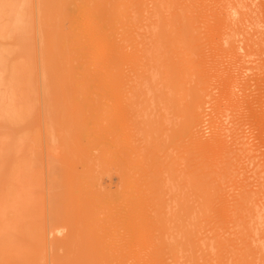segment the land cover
I'll return each instance as SVG.
<instances>
[{"label": "rangeland", "instance_id": "rangeland-1", "mask_svg": "<svg viewBox=\"0 0 264 264\" xmlns=\"http://www.w3.org/2000/svg\"><path fill=\"white\" fill-rule=\"evenodd\" d=\"M89 1L0 0V209L27 218L0 253L264 264V0ZM89 10L106 18L94 50L71 31ZM88 72L123 87L96 89Z\"/></svg>", "mask_w": 264, "mask_h": 264}, {"label": "bare ground", "instance_id": "bare-ground-1", "mask_svg": "<svg viewBox=\"0 0 264 264\" xmlns=\"http://www.w3.org/2000/svg\"><path fill=\"white\" fill-rule=\"evenodd\" d=\"M89 1V0H88ZM92 1V0H91ZM91 1H89V2H91ZM94 1V0H93ZM92 1V2H93ZM78 2V1H77ZM95 2V1H94ZM98 2V1H97ZM97 2H95V3H97ZM118 2H120V1H118ZM118 2H116V3H118ZM125 2V1H124ZM59 3H61V2H59ZM65 3H66V1H65ZM94 3V4H95ZM101 3V2H100ZM100 3H98V4H100ZM107 3V2H106ZM111 3V2H110ZM121 3H122V1H121ZM88 4V3H87ZM119 4V3H118ZM64 5H66V4H64ZM81 5V4H80ZM91 5V4H90ZM89 5V6H90ZM92 6V5H91ZM102 7H103V5H101ZM116 5L114 4V7H115ZM119 6V5H118ZM64 7V6H63ZM93 7H94V5H93ZM110 8H111V6H109ZM108 7V8H109ZM65 8H66V6H65ZM106 9H108L107 7H105ZM109 8V9H110ZM119 8H121L120 9V11L122 10V7H119ZM119 8L117 9V8H115V9H117V10H119ZM62 9H64V8H62ZM86 9H87V7H86ZM98 9V8H97ZM100 9V8H99ZM101 9H103L104 10V8H101ZM112 9V8H111ZM110 9V10H111ZM115 9H113V10H115ZM83 10V9H82ZM82 10H81V13H83L82 12ZM63 11V10H62ZM63 12H65V11H63ZM86 12V11H85ZM103 12V11H102ZM101 12V13H102ZM104 12H107V11H104ZM113 12V11H112ZM78 13V12H77ZM100 13V12H99ZM98 12H97V10L96 11H94V10H89L88 12H86V15H88L89 14V18L87 17L86 19H84V20H86L83 24H84V27L83 26H80V25H78V26H76V27H74V26H72L73 28H72V32L73 33H75L77 36H79V35H81L82 33L84 34V33H86V34H89L90 35V44L93 46L92 48H93V50L94 49H96V45H97V43H98V40L100 39V34H102L103 32H104V24H103V20L105 19L106 20V18H105V15L104 14H99ZM109 13V12H108ZM115 13V12H114ZM120 13V12H119ZM75 14V13H74ZM107 14V13H106ZM112 13H110L109 15H111ZM116 15H119V14H116ZM115 15V16H116ZM79 17V16H78ZM83 17V16H82ZM106 17H107V15H106ZM116 17H118V16H116ZM79 18H81V17H79ZM84 18V17H83ZM108 18H110L109 16L107 17V20H108ZM68 19H70L69 17L67 18V20ZM80 20V19H79ZM82 21V20H81ZM80 21V22H81ZM61 22H63V21H61ZM60 22V24H64V22L63 23H61ZM70 22V21H69ZM107 22V21H106ZM79 22H77V24H78ZM82 23V22H81ZM81 23H79V24H81ZM130 23V22H129ZM60 24H59V26H60ZM68 24V23H67ZM76 24V25H77ZM82 24V25H83ZM104 25V26H103ZM106 25H108V24H106ZM129 25V24H128ZM64 26V25H63ZM62 26V27H63ZM67 26V25H66ZM111 26V25H110ZM81 27H83V28H81ZM127 27V26H126ZM107 29V28H106ZM106 29H105V31H106ZM125 29V28H124ZM66 30V29H65ZM108 30H112V29H109L108 28ZM128 30V29H127ZM130 30V29H129ZM117 31H118V29H117ZM117 31H115V30H113V32H117ZM120 31H122V33H123V30H121L120 29ZM68 32V31H67ZM121 32H120V34H122ZM125 33V32H124ZM123 33V34H124ZM69 34V33H68ZM67 34V35H68ZM110 34H112V33H110ZM126 35V34H125ZM71 36H75V35H71ZM81 36H83V35H81ZM86 36V35H85ZM120 36H122V35H120ZM84 37V36H83ZM75 38V37H74ZM102 38V40H103V37H101ZM128 38V37H127ZM72 39H73V37H72ZM86 39H87V37H86ZM109 39V38H108ZM114 39V38H113ZM129 39V38H128ZM127 39V40H128ZM81 40V39H80ZM83 40H85V37H84V39ZM82 40V41H83ZM88 40V39H87ZM101 41V40H100ZM125 41V43H126V40H124ZM128 42H129V40H128ZM127 42V43H128ZM131 42V41H130ZM23 43V42H22ZM27 43V42H26ZM29 43V42H28ZM88 43V42H87ZM104 43V42H103ZM113 43V42H112ZM101 44V43H100ZM105 45H103V46H106V44H110L111 45V43H109V42H107V43H104ZM116 44V43H115ZM124 44V43H123ZM89 45V44H88ZM113 45V44H112ZM118 45H119V43H118ZM127 45V44H126ZM126 45H124V46H126ZM90 46V45H89ZM115 46V45H114ZM100 47V46H99ZM106 47H108V46H106ZM112 47V46H111ZM116 47V46H115ZM52 49V48H51ZM98 49H101V48H98ZM103 49H104V47H103ZM106 49V48H105ZM111 49V48H110ZM110 49H108V50H110ZM118 49V48H117ZM74 51V50H73ZM72 51V52H73ZM97 51V50H96ZM104 51V50H103ZM113 51V50H112ZM119 50H117V52H118ZM122 51V50H121ZM93 52H95V51H93ZM98 52H102V50L100 51V50H98ZM107 52V51H106ZM124 52V51H123ZM71 53V52H70ZM74 53V52H73ZM90 53H91V51H90ZM133 53V52H132ZM138 53H140V52H138ZM50 54V53H49ZM104 55H106L105 53H103ZM110 54V53H109ZM134 54V53H133ZM141 54V53H140ZM47 55V54H46ZM45 55V56H46ZM51 55V54H50ZM64 55V54H63ZM73 55H75V54H73ZM132 55V54H131ZM142 55V54H141ZM94 56V55H93ZM109 56V55H108ZM130 56V55H129ZM134 56V55H133ZM47 57V60H49V59H51L52 60V58H53V56H51L49 59H48V57H49V55H47L46 56ZM65 57V56H64ZM63 57V58H64ZM66 57H67V55H66ZM70 57V56H69ZM102 57H104V56H102ZM101 57V58H102ZM118 57H119V55H118ZM139 57V56H138ZM62 58V60L64 61V59ZM112 59L114 58V57H111ZM110 58V59H111ZM133 58V57H132ZM92 59H94V58H92ZM117 59V58H116ZM136 59V58H135ZM60 59H58V61H59ZM71 60V59H70ZM72 60H74V59H72ZM71 60V61H72ZM119 60V59H118ZM122 60H123V56H122ZM122 60H119V62L120 61H122ZM131 60V59H130ZM66 61H67V59H66ZM91 61H94V60H91ZM98 61V60H97ZM97 61H95V62H97ZM111 61V60H110ZM60 62H62V61H60ZM116 62V61H115ZM124 62V61H123ZM50 63H51V61H50ZM49 63V64H50ZM54 63H58L59 64V62H57V59H56V61H54ZM126 63V62H125ZM125 63H122V65L123 66H126V64ZM58 64L57 65H55L56 67L55 68H62L61 70H62V72H63V70H65L64 72H65V74L67 73V70L64 68L63 69V67H64V65L63 66H61V67H57L58 66ZM64 64V63H63ZM70 64V63H69ZM103 64H105V63H103ZM107 64V63H106ZM125 64V65H124ZM54 65V64H53ZM61 65V64H60ZM59 65V66H60ZM67 65V64H66ZM65 65V66H66ZM118 65V64H117ZM119 65H120V63H119ZM68 66V65H67ZM66 66V67H67ZM106 66V65H105ZM113 66V65H112ZM51 67V65L49 66V68ZM110 67V66H109ZM114 67V66H113ZM106 68V67H105ZM108 68V67H107ZM51 69V68H50ZM70 69V68H69ZM72 69V68H71ZM110 69V68H109ZM112 69V68H111ZM116 69V68H115ZM105 70L106 69H104V71L103 70H100V71H103V73L105 72ZM56 71H59L60 72V70L58 69H56ZM68 71H70V70H68ZM76 71V70H75ZM99 71V72H100ZM111 71V70H110ZM113 71V70H112ZM111 71V72H112ZM114 71H117V70H114ZM123 71V70H122ZM58 72V73H59ZM63 72V73H64ZM118 72V71H117ZM61 73V72H60ZM106 73V72H105ZM116 73V72H115ZM118 73H122V72H118ZM131 73V72H130ZM60 75H64V74H60ZM77 75V74H76ZM72 75L71 74H69V75H66L65 77L66 78H69V77H71ZM89 79H92L94 82H95V88L96 89H107V91H108V89L109 90H118V89H122V87L123 86H121V84L119 83V78L120 77H122L121 75H116V74H113V73H107V74H92V73H87V75H86ZM63 78V79H65L63 82L64 83H68L67 81H68V79H66V78ZM102 78V80H100ZM140 78V77H139ZM146 79V78H145ZM142 79L140 78V80L137 82V84H135L134 85V88H137V87H139V86H143V84L145 83V81L143 80V82L141 81ZM147 81V80H146ZM154 87V86H153ZM174 87H177V85L175 86V84H174ZM120 89V90H121ZM151 89V88H150ZM119 90V91H120ZM114 92V91H113ZM102 93V92H101ZM112 93V92H111ZM108 94V93H107ZM109 95V94H108ZM108 97V96H107ZM97 103V102H96ZM100 103V102H99ZM108 103V102H107ZM111 103V102H110ZM166 103V102H165ZM88 104V103H87ZM117 104V103H116ZM86 105V104H85ZM85 109H87V108H85ZM122 112H124V111H122ZM127 113V112H126ZM167 113V112H166ZM169 113V112H168ZM122 114V113H121ZM108 115V114H107ZM125 115V114H124ZM123 115V116H124ZM117 117V116H116ZM119 117V116H118ZM126 117H128V116H126ZM117 119V118H116ZM127 119V118H126ZM193 121H194V119H193ZM112 122V121H111ZM133 123V122H132ZM151 123H152V121H151ZM164 123V122H163ZM187 123V122H186ZM88 124V123H87ZM120 124V123H119ZM85 125V124H84ZM95 126V125H94ZM157 126V125H156ZM87 127H88V125H87ZM87 127H86V129H87ZM116 128V127H115ZM161 128V127H160ZM164 129V128H163ZM195 129V128H194ZM193 129V130H194ZM157 131V130H156ZM123 132V131H122ZM131 132V131H130ZM105 134V133H104ZM179 134H181V133H179ZM91 135V134H90ZM64 136V135H63ZM128 136V135H127ZM161 136V135H160ZM182 137V136H181ZM105 139V138H104ZM116 139V138H115ZM129 140V139H128ZM127 140V141H128ZM132 142V141H131ZM117 143V142H116ZM81 147H82V144H81ZM87 147V146H86ZM134 147V146H133ZM131 148V147H130ZM80 149H82V152L83 153H85L83 156H85V155H87L88 154V152H84V151H86L85 149V147L83 148H80ZM84 150V151H83ZM145 152V151H144ZM133 153H134V151H133ZM141 154V153H140ZM81 156V155H80ZM149 157V156H148ZM85 159V158H84ZM123 159V158H122ZM146 159V158H145ZM148 159V158H147ZM146 159V160H147ZM85 160H87V158L85 159ZM81 161H84V160H81ZM84 162H87V161H84ZM199 162V161H198ZM147 164H149V162L147 163ZM194 164V163H193ZM93 165V164H92ZM123 165V164H122ZM144 165V164H143ZM91 166V165H90ZM100 166V165H99ZM96 167V166H95ZM142 167V166H141ZM261 167V166H260ZM94 169H96V168H94ZM101 169V168H100ZM152 169V168H151ZM113 170V169H112ZM123 170V169H122ZM143 170V169H142ZM146 170V169H145ZM111 172V171H110ZM104 173V172H103ZM91 174V173H90ZM109 174V173H108ZM146 174V173H145ZM177 174V173H176ZM138 175V174H137ZM153 175V174H152ZM168 175V174H167ZM85 176H88V175H85ZM84 176V177H85ZM175 176V175H174ZM141 177H142V175H141ZM167 177V176H166ZM81 178H83V176H81ZM89 179V177H86V179ZM90 178L91 179H89L90 181L92 180L93 181V178L94 177H91L90 176ZM134 178V177H133ZM140 178V177H139ZM87 179V180H88ZM145 179V178H144ZM148 179V178H147ZM222 179V178H221ZM89 180L87 181V182H89ZM97 180L98 179H96V181H93V182H96V184H97ZM140 180V179H139ZM148 181H149V179H148ZM147 181V182H148ZM201 181V180H200ZM98 182H99V180H98ZM133 182H135V181H133ZM141 183H140V185L142 184V181H140ZM146 182V183H147ZM149 182H151V181H149ZM213 182V181H212ZM82 184H83V182H81ZM81 183H80V186H83V185H81ZM86 183V182H85ZM91 182H89V183H87V184H90ZM152 183H155V182H152ZM200 183H202V182H200ZM211 183V182H210ZM92 184V183H91ZM95 184V183H94ZM139 184V183H138ZM144 184V183H143ZM161 184V183H160ZM203 184V183H202ZM152 185V184H151ZM100 186V185H99ZM134 186V185H133ZM137 186V185H136ZM144 186V185H143ZM209 186V185H208ZM211 186V185H210ZM88 187V186H87ZM87 187H85V188H87ZM98 187V186H97ZM148 187V186H147ZM152 187V186H151ZM88 188H92V187H88ZM143 188V187H142ZM98 189V188H97ZM134 189V188H133ZM205 189V188H204ZM203 189V190H204ZM214 189V188H213ZM95 190V189H94ZM93 190V191H94ZM119 190V189H118ZM161 190V189H160ZM160 190H158L159 192H160ZM108 191V190H107ZM87 192V191H86ZM99 192V191H98ZM101 193V192H100ZM108 193H110V192H108ZM148 193V192H147ZM79 194H80V192H79ZM102 194V193H101ZM146 194V193H145ZM151 194V193H150ZM148 195V194H147ZM161 195V194H160ZM160 195H159V197H160ZM79 196V195H78ZM85 196V195H84ZM150 196V195H149ZM80 197V196H79ZM163 197V196H162ZM244 197H245V195H244ZM142 198V197H141ZM145 198V197H144ZM167 198V197H166ZM85 199V198H84ZM110 199V198H109ZM143 199V198H142ZM161 199V198H160ZM159 199V200H160ZM86 200H88V199H86ZM104 200V199H103ZM141 200V199H140ZM156 199H154V201H155ZM85 201V200H84ZM146 201V199H144V201L143 202H145ZM150 201V200H149ZM148 200H147V203L149 202ZM158 201V200H157ZM30 202V201H29ZM95 202H96V200H95ZM102 203V202H101ZM146 203V204H147ZM159 203H161V202H159ZM82 204V203H81ZM98 204V203H97ZM149 204V203H148ZM84 205V204H83ZM140 205V204H139ZM143 205V204H142ZM92 206V205H91ZM136 206V205H135ZM138 206V205H137ZM162 206V205H161ZM139 207V206H138ZM144 207V206H143ZM135 208V207H134ZM82 209V208H81ZM143 209V208H142ZM145 209V208H144ZM91 210V209H90ZM120 210V209H119ZM146 210V209H145ZM200 210H202V208H200ZM258 210V209H257ZM257 210H256V213H257ZM132 211V210H131ZM82 212H85V210L84 211H82ZM89 212V211H88ZM262 212V211H261ZM261 212H259L260 213V217H261ZM86 213H87V211H86ZM135 213V212H134ZM148 213H149V211H148ZM153 213V212H152ZM252 213V212H251ZM259 213H257L256 215H258ZM12 214V215H11ZM9 213L8 211H6L5 209H0V233H5V234H7V237L8 238H10V237H14V236H18L19 235V233H21L22 234V232H20L19 231V220H21L22 222H23V219H27V218H22L21 219V216L19 215L18 216V214H17V210H16V208H13V211H12V213ZM141 214H143V213H141ZM89 215V214H88ZM144 215V214H143ZM156 215V214H155ZM154 215V216H155ZM161 215V214H160ZM264 215V214H263ZM31 216V215H30ZM133 216H134V214H133ZM148 216H149V214H148ZM171 216V215H170ZM254 216V215H253ZM87 217H89V216H87ZM93 217V216H92ZM91 217V218H92ZM101 217V216H100ZM135 217H137V216H135ZM134 217V218H135ZM140 217H142V216H139V218ZM156 217V216H155ZM176 217V216H175ZM85 218L86 217H82V219L83 220H85ZM131 218V217H130ZM144 218V217H143ZM147 218V217H146ZM158 218V217H157ZM254 218V217H253ZM256 218V217H255ZM264 218V217H263ZM87 219V218H86ZM115 219V218H114ZM132 219V218H131ZM136 219V218H135ZM151 219V218H150ZM150 219H149V221H150ZM168 219V218H167ZM260 219H262V218H260ZM129 220V219H128ZM141 220V219H140ZM156 220V219H155ZM160 220V219H159ZM110 221V220H109ZM147 221V220H146ZM135 222V221H134ZM144 222H145V220H144ZM165 222V221H164ZM168 222V221H167ZM27 223V222H26ZM117 224V223H116ZM170 224V223H169ZM20 225H21V222H20ZM130 225V224H129ZM163 225V224H162ZM96 226V225H95ZM166 226V225H165ZM97 227V226H96ZM125 227V226H124ZM131 227V226H130ZM136 227V226H135ZM138 227V226H137ZM168 227V226H167ZM92 228V227H91ZM147 228V227H146ZM93 229V228H92ZM120 229V228H119ZM132 229V228H131ZM87 230H89V229H87ZM134 230V229H133ZM132 230V231H133ZM136 230V229H135ZM160 230V229H159ZM22 231V230H21ZM120 231H122V230H120ZM141 231V230H140ZM19 232V233H18ZM123 232V231H122ZM159 232V231H158ZM157 232V233H158ZM131 233V232H130ZM129 233V234H130ZM255 235V234H254ZM27 236V235H26ZM30 236V235H29ZM128 236V235H127ZM135 236V235H134ZM251 236V235H250ZM159 237V236H158ZM157 237V238H158ZM166 237V236H165ZM97 237H95V238H92V239H96ZM121 238H123V237H121ZM130 238V237H129ZM167 238V237H166ZM247 238V237H246ZM99 239H101V238H99ZM104 239V238H103ZM98 240V239H97ZM97 240H95L96 242H98ZM121 240V239H120ZM125 240V239H124ZM127 240V239H126ZM106 241V240H105ZM104 241V242H105ZM129 241V240H128ZM165 241V240H164ZM95 242V243H96ZM102 242V241H101ZM100 242V243H101ZM108 242V241H107ZM99 243V244H100ZM110 243V242H109ZM133 243V242H132ZM136 243V242H135ZM168 243V242H167ZM105 244V243H104ZM112 244V243H111ZM117 244H121V243H117ZM150 244V243H149ZM158 244V243H157ZM163 244V243H162ZM102 245V244H101ZM127 245V244H126ZM144 245V244H143ZM95 246V245H94ZM113 246V245H112ZM161 246V245H160ZM166 246V245H165ZM111 247V246H110ZM131 247V246H130ZM138 247V246H137ZM141 247H142V245H141ZM113 248V247H112ZM174 248V247H173ZM110 249V248H109ZM121 249H123V248H121ZM129 249V248H128ZM150 249V248H149ZM157 249V248H156ZM88 250H91V248L90 249H88ZM87 250V251H88ZM98 250V249H97ZM97 250H95V252L97 251ZM112 251H113V249H111ZM110 250V251H111ZM115 250V249H114ZM133 250H135V249H133ZM176 250V249H175ZM98 251H100V249L98 250ZM106 251V250H105ZM19 252H21V250H18V249H16V248H14L13 250H6V251H4V252H2V253H0V263H2V262H4L5 260H9V259H12V260H17V261H22V259H20V258H22V254H23V256H24V254H26V253H22L21 252V254L19 253ZM101 252H104V249L102 250L101 249ZM107 252V251H106ZM143 252V251H142ZM164 252V251H163ZM162 252V253H163ZM100 253V252H99ZM98 253V254H99ZM117 253V252H116ZM115 253V254H116ZM119 253V252H118ZM120 253L121 254H123V252H122V250L120 251ZM133 253V252H132ZM30 253H28V257L30 256L29 255ZM88 254V253H87ZM86 254V255H87ZM96 254V253H95ZM128 254V253H127ZM158 254H159V252H158ZM163 254H165V253H163ZM246 254V253H245ZM21 255V256H20ZM102 255V254H101ZM107 255H110V253H108ZM132 255V254H131ZM138 255V254H137ZM148 255V254H147ZM96 257H98L99 256V258H103V257H107V260H108V256H106V254L105 255H103V256H100V254L99 255H95ZM112 256V255H111ZM116 256H117V254H116ZM124 255H122V257H123ZM140 256V255H139ZM154 256V255H153ZM26 257H27V255H26ZM25 256H24V258H26ZM27 257V258H28ZM39 257V256H38ZM122 257H120L121 258V260H122ZM125 257V256H124ZM155 257H157V256H155ZM37 258V257H36ZM87 258H88V256H87ZM102 258L101 259H99L100 261H102ZM118 258V257H117ZM116 258V259H117ZM158 258H160V257H158ZM243 258V257H242ZM97 260H98V258H96ZM111 259V258H110ZM113 259H115V258H113ZM112 259V260H113ZM123 259H125V258H123ZM138 259H140V258H138ZM137 259V260H138ZM250 259V258H249ZM28 260H29V258H28ZM118 260V259H117ZM120 260V259H119ZM120 260V261H121ZM136 260V261H137ZM36 262L37 261H39L38 259H36L35 260ZM85 261V260H84ZM116 261V260H115ZM141 260H139V262H140ZM23 262H26L25 260H23ZM23 262H21V264L23 263ZM76 262V261H75ZM103 262V261H102ZM109 262V261H108ZM107 262V263H108ZM122 263H123V260L121 261ZM120 262V263H121ZM130 262V261H129ZM134 262V261H133ZM138 262V261H137ZM144 263H146V262H144ZM144 263H142V264H144ZM150 263V262H149ZM158 263V262H157ZM28 264V263H27ZM94 264H96V262L94 263ZM99 264V263H98ZM106 264V263H105ZM113 264V263H112ZM124 264V263H123ZM128 264V263H127ZM139 264V263H138ZM160 264V263H159Z\"/></svg>", "mask_w": 264, "mask_h": 264}]
</instances>
